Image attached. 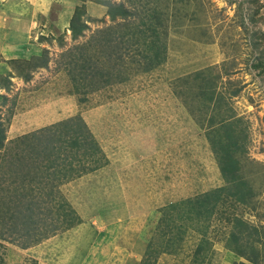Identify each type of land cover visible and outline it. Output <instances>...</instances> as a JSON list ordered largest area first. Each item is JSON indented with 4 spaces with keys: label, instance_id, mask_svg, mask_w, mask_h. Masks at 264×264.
<instances>
[{
    "label": "rangeland",
    "instance_id": "374dc122",
    "mask_svg": "<svg viewBox=\"0 0 264 264\" xmlns=\"http://www.w3.org/2000/svg\"><path fill=\"white\" fill-rule=\"evenodd\" d=\"M60 2L0 0L43 43L0 76V264H264V0Z\"/></svg>",
    "mask_w": 264,
    "mask_h": 264
},
{
    "label": "crops",
    "instance_id": "0c3cea01",
    "mask_svg": "<svg viewBox=\"0 0 264 264\" xmlns=\"http://www.w3.org/2000/svg\"><path fill=\"white\" fill-rule=\"evenodd\" d=\"M63 2L64 0H61L59 4L56 3L53 4L57 5V7L61 6L60 8H62V5H64ZM53 4L50 5V7H53ZM31 9L34 8L31 7ZM91 10L92 8H90L89 11ZM29 11L30 10H26L24 9V7L17 5V7L16 8L14 7L13 10L11 9L7 10L6 17H4L0 21V76L10 75L8 78L10 79L11 83L10 81H7V84L10 87H14L15 90L19 88L18 85H24V87L28 86L29 81L25 83L23 82V80H20L21 79L20 77L15 75V72L12 69L13 67L11 65V62L15 60H28L31 57H36V56L38 57L43 47V43L39 42L38 37H36L37 32L35 31V27H34L36 20L32 18L33 12L32 11L29 12ZM23 12H27L26 15H22ZM40 16L42 18H45L41 14ZM12 82L13 83L15 82L17 86L16 85L14 86ZM38 89L33 91L31 90L29 92V94L34 93L33 96L34 99H35V95L41 91ZM0 94H7L6 89L2 86H0ZM28 101L34 103V106L31 107L32 103L28 104V110L26 111V113H24L25 116L23 120L24 122H26V124H32L31 122L33 119H35V117H33L31 113L34 107L37 108L36 107L37 105H35V102H33L32 96L31 97L28 96ZM13 122H15V120ZM39 122L42 121L40 120L37 123ZM103 123H105V121H103ZM105 124L109 125L110 122ZM102 134L103 132L101 131H98L96 134L97 135L96 137L99 139L100 142L107 140L103 138ZM133 159L135 160V157ZM133 159L131 160V163L128 166V168L123 167L121 171V173L123 172V174H125L123 181L121 183H119L120 181H117L115 183V184H120L121 188H126L130 190L129 209L132 208L134 209L135 207H137L138 205H142L143 203L146 205H150L151 204L150 201L152 200L150 198V192L148 191H150V189L153 188L154 184L160 185L162 183L161 178L157 179L155 183L153 182L154 177L156 175L152 174V172H150L146 168V164L144 168H141V166H139L137 167V169H133L132 168V165L134 164ZM147 184L150 187H148ZM132 191L134 192V194Z\"/></svg>",
    "mask_w": 264,
    "mask_h": 264
},
{
    "label": "trees",
    "instance_id": "16d2710c",
    "mask_svg": "<svg viewBox=\"0 0 264 264\" xmlns=\"http://www.w3.org/2000/svg\"><path fill=\"white\" fill-rule=\"evenodd\" d=\"M77 118L81 121V124H82L84 127H86V124L82 121V119L79 118V117H77ZM72 120H73V119H68V120H65V121H63V122H58L57 124H53L52 126H50V129H51V128H55L54 130H56V129H57V126L62 125V124H65V123H69V122H71ZM80 121H79V122H80ZM1 133H2V125H1V123H0V143H1L2 139H3ZM88 140H89V139H88ZM93 141H94V143L96 144V142H95L94 139H93ZM52 147H54V146L51 145V147H49V148H51L52 150L55 149V148H52Z\"/></svg>",
    "mask_w": 264,
    "mask_h": 264
}]
</instances>
